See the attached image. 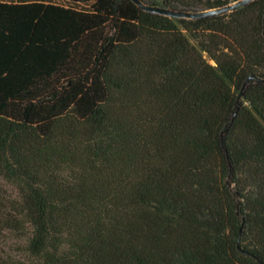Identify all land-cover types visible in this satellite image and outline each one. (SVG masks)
Masks as SVG:
<instances>
[{
    "label": "trees",
    "instance_id": "obj_1",
    "mask_svg": "<svg viewBox=\"0 0 264 264\" xmlns=\"http://www.w3.org/2000/svg\"><path fill=\"white\" fill-rule=\"evenodd\" d=\"M68 1L90 4L0 1V229L25 264H264V0Z\"/></svg>",
    "mask_w": 264,
    "mask_h": 264
},
{
    "label": "rangeland",
    "instance_id": "obj_2",
    "mask_svg": "<svg viewBox=\"0 0 264 264\" xmlns=\"http://www.w3.org/2000/svg\"><path fill=\"white\" fill-rule=\"evenodd\" d=\"M59 3V0H45ZM63 4L73 5L80 9H87L90 2L86 3H71L65 0ZM212 63V61H210ZM15 195L14 187L7 181L0 178V196L12 197ZM26 242L25 234L18 231H11L7 229H0V256H10L21 260L24 264L28 263L25 258Z\"/></svg>",
    "mask_w": 264,
    "mask_h": 264
},
{
    "label": "water",
    "instance_id": "obj_3",
    "mask_svg": "<svg viewBox=\"0 0 264 264\" xmlns=\"http://www.w3.org/2000/svg\"><path fill=\"white\" fill-rule=\"evenodd\" d=\"M132 1L142 10L147 11V12L165 15L168 17L196 19V18L209 16V15L222 14V13L231 11L239 6L245 5L253 0H237L233 3L227 4V5L218 7V8H213V9H208V10H203V11H196V12L175 10V9L161 7V6L150 5V4L143 3L141 0H132ZM262 35L264 37V15H263V23H262ZM212 63L214 62L212 61ZM249 78L250 77L246 78L245 81L243 82V85L237 96V99H239L242 96L243 88L247 84V81ZM260 81L264 82V79H260Z\"/></svg>",
    "mask_w": 264,
    "mask_h": 264
},
{
    "label": "crops",
    "instance_id": "obj_4",
    "mask_svg": "<svg viewBox=\"0 0 264 264\" xmlns=\"http://www.w3.org/2000/svg\"><path fill=\"white\" fill-rule=\"evenodd\" d=\"M0 1H4V2H27V1H36V0H0ZM44 2H50V1H45V0H41ZM65 0H59V4L61 5H65L63 4Z\"/></svg>",
    "mask_w": 264,
    "mask_h": 264
}]
</instances>
